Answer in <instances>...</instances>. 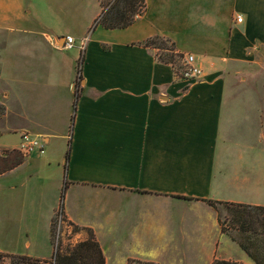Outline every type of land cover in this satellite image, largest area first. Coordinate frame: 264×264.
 Segmentation results:
<instances>
[{
	"label": "crops",
	"instance_id": "crops-1",
	"mask_svg": "<svg viewBox=\"0 0 264 264\" xmlns=\"http://www.w3.org/2000/svg\"><path fill=\"white\" fill-rule=\"evenodd\" d=\"M145 1L132 25L106 29L97 0L72 52L73 34L47 31L65 24L54 1L0 0V123L15 119L0 136H18L0 149L28 132L65 155L34 152L0 175V264H49L62 192L64 218L93 230L106 264H256L210 201L264 206V98L226 96L237 66L264 64V0ZM155 36L194 55L201 77L144 46Z\"/></svg>",
	"mask_w": 264,
	"mask_h": 264
},
{
	"label": "trees",
	"instance_id": "trees-1",
	"mask_svg": "<svg viewBox=\"0 0 264 264\" xmlns=\"http://www.w3.org/2000/svg\"><path fill=\"white\" fill-rule=\"evenodd\" d=\"M102 12L94 22V27L101 25L106 29L126 28L132 25L137 17L146 10L145 0H100ZM157 40L169 42L171 48L156 46ZM144 46L153 47L158 50H168L170 54L162 57L158 54L161 61L170 63L174 66L176 57L183 59L184 55L177 52L174 42L168 38L155 36L143 42ZM84 60L83 54L80 58V63ZM80 66V65H79ZM81 71V67L79 68ZM81 76V74H80ZM7 114V107L5 103L0 101V119L4 118ZM0 153V175H3L10 170L21 165L28 155L21 152L19 149H2ZM68 156V154H67ZM64 192L61 194L60 208L63 212ZM210 204L217 210V202L210 201ZM227 205L229 209L230 218L227 219V226L221 222L222 231L228 234L240 247L256 262V264H264V206L247 204V203H222ZM52 221L51 236L54 238V222ZM64 220H66L64 218ZM76 231L85 230L88 234L87 239L75 244H70L62 249L58 247L55 255V264H106V258L103 250L97 241L94 232L90 228H82L69 222ZM230 230H235L236 234H231ZM26 261L27 258H22ZM129 264H157L154 262H144L140 260L131 259ZM212 264H245L242 262L220 260L216 259Z\"/></svg>",
	"mask_w": 264,
	"mask_h": 264
},
{
	"label": "rangeland",
	"instance_id": "rangeland-1",
	"mask_svg": "<svg viewBox=\"0 0 264 264\" xmlns=\"http://www.w3.org/2000/svg\"><path fill=\"white\" fill-rule=\"evenodd\" d=\"M57 4L59 12L65 16V24L60 23L58 20H50L47 26L49 29L48 32L54 33L58 36H66L67 34H73L74 38L76 37L78 32H83L88 23L90 22L93 15L96 13L98 9V2L97 0H52ZM100 2V0H98ZM108 0H105L107 2ZM39 3V2H37ZM42 4V3H41ZM35 11V9H33ZM34 13V12H33ZM35 16V14H34ZM69 21V22H68ZM68 24V25H67ZM156 46L164 47L166 49L171 48V44L169 42H164L162 40H157ZM77 46L75 45L74 48L70 49V51H76ZM158 54L162 57H166V54H170L168 50H158ZM174 68L179 74H182L185 68V61L184 59H180L176 57ZM235 72L229 74L228 78V88L226 90V96L228 97H241V98H264V64H253V65H244V66H237L234 69ZM80 81H78L77 87H79ZM12 108L14 105L11 103L10 105ZM16 107L18 105L16 104ZM15 119L11 114L9 118L6 120L4 119L0 123V127L8 126L9 122H13ZM42 138V137H41ZM18 141L17 135H4V137L0 136L1 143H10L11 145H16ZM60 149V162L61 164L64 162L65 155L64 152V142L62 140H53L51 145L46 144V154L49 153L50 149ZM17 149V148H14ZM19 149V148H18ZM12 150V149H9ZM2 149H0V153H2ZM28 155V154H27ZM59 162V163H60ZM57 166V165H56ZM57 168V167H56ZM54 169V167L52 168ZM58 170V169H57ZM220 220L225 226H227L228 222L227 219L230 218L229 209L227 205L221 204L217 206ZM58 214V212L56 213ZM82 231V230H80ZM76 231L74 227L64 218H61L60 215H56L55 222H54V246L55 249L61 246L62 249L66 248L70 244H75L76 242L72 240V235L80 232ZM231 234H236L235 230H230ZM5 235L0 234V247L2 249H7V241L4 238ZM4 244V245H3ZM55 255L54 253L53 258L50 260L49 264H55ZM0 260L3 262H7L8 259L5 256L0 254ZM17 260V259H15ZM26 261V260H25ZM29 264H44L40 263L36 260L27 261Z\"/></svg>",
	"mask_w": 264,
	"mask_h": 264
},
{
	"label": "built area",
	"instance_id": "built-area-1",
	"mask_svg": "<svg viewBox=\"0 0 264 264\" xmlns=\"http://www.w3.org/2000/svg\"><path fill=\"white\" fill-rule=\"evenodd\" d=\"M237 21L238 22L242 21L241 15H239L237 17ZM74 46H75V38L73 36H70V35L66 36L64 48L65 49H72V48H74ZM183 59L185 61V68L181 74L182 77L185 80L199 79L202 75V69L197 64L195 56L192 54H188V55H185L183 57ZM21 138H22V143H21L19 150L21 152H23L24 154L30 155L34 152H40V153L45 152L46 142L43 138L32 136L28 132L22 133ZM59 212L62 213L61 208L59 209ZM60 217L62 218V214H60ZM55 251H57V247H56Z\"/></svg>",
	"mask_w": 264,
	"mask_h": 264
}]
</instances>
